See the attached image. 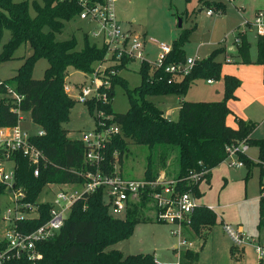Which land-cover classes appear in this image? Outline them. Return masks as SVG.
Instances as JSON below:
<instances>
[{"label":"trees","instance_id":"1","mask_svg":"<svg viewBox=\"0 0 264 264\" xmlns=\"http://www.w3.org/2000/svg\"><path fill=\"white\" fill-rule=\"evenodd\" d=\"M103 2V0H91ZM189 2L190 0H186ZM213 12H221L223 6H211L204 2ZM35 15L29 14L27 0H0V40L4 29H8L10 37L0 47V60L13 58L15 50L29 42L32 53L25 58L15 75L10 80H1L0 94V126H13L18 123V114L12 107L17 106L21 112H28L31 120L39 125L42 134L29 136V141L40 149L46 158L38 176H34L33 167L28 158L21 152H14L11 159L15 162L14 187L20 186L24 191L22 203L35 204L44 186L49 183L83 184L87 182V174L96 171L95 165L84 160L85 147L78 139L66 137L67 129L63 123L70 118V111L76 101L64 91V83L71 69L89 72L94 62L101 61L106 47H98L84 39L80 49L74 36L64 40L56 38L68 22L77 17L82 10L79 0H33ZM215 7V8H214ZM204 8V7H203ZM215 9V10H214ZM192 30H182L173 41L170 52L163 64L183 62L186 57L184 43ZM234 43L242 63H250V42L246 34L235 29ZM256 63L264 65V37L256 42ZM225 51V47L216 50L202 60H196L189 74L180 79L167 80L171 74L163 68L151 66L147 61L140 62L141 82L134 89L124 87L129 97V108L126 112H113L110 106L113 89L106 92L107 99L91 98L84 102L88 112H106L112 115L110 122L120 127V132L106 142L103 149V160L99 165L101 173L113 174L116 161L129 151V144L145 145L148 148L144 178L155 179L159 176L153 170L155 156L165 166L169 154L176 151L174 157L176 174L172 179L180 191H191L198 198L200 182L189 179L190 173L207 170L206 182L209 183L211 170L227 156V147L245 143L258 148V161L253 162L243 152L237 155L243 164L260 166L258 228L264 226V139L250 138L251 132L258 122L245 120L235 116V127H230L225 120L231 110L226 105L229 97H234V90L240 80L234 76L224 77L225 98L220 101H189L181 99L180 115L177 119L167 117L163 110L145 99L146 95L176 93L184 95L195 76L212 79L219 75L220 63L214 60L217 52ZM44 57L48 66L41 79L31 77L32 66L37 58ZM125 61H123L124 64ZM114 83V81H113ZM6 85L21 96L17 104L5 96ZM117 152L116 156L114 153ZM2 158V154H0ZM6 185L0 182V196L4 194ZM150 200L148 195L140 196L138 203H131L123 218H114L109 214L104 203L102 186L92 192L85 193L76 200L63 226L49 240L39 242L37 250L41 259L35 264H154L151 254L124 255L120 250L109 246L129 238L133 227L138 223L156 221L146 216L143 206ZM49 203H38V214L33 217L24 216L16 219L19 230L31 232L43 224L49 214ZM215 220V213L205 205L199 204L191 215L190 226L198 233L204 226H210ZM4 242L0 241V249ZM198 252L186 249L181 252L179 260L184 264L196 261ZM2 264H32L25 256L12 259ZM258 264H264L260 261Z\"/></svg>","mask_w":264,"mask_h":264},{"label":"rangeland","instance_id":"2","mask_svg":"<svg viewBox=\"0 0 264 264\" xmlns=\"http://www.w3.org/2000/svg\"><path fill=\"white\" fill-rule=\"evenodd\" d=\"M14 1L20 2L22 0ZM27 1L29 3V14L34 16L33 0ZM204 2H208L211 6L221 4L223 9L221 12L214 9L212 15H206L205 10L207 7H204L199 13L197 9L203 6ZM194 8L195 11H192ZM114 9L116 23L121 30H133L128 32L131 35L140 33L141 36L144 35L147 39L144 58L149 62H154L163 56L158 46L159 43L172 47L173 41L179 37L184 29H193L183 46L186 58H196L199 61L216 50L225 47V51L217 52L214 55V60L220 63V72L219 75L213 77L212 83H206V77L195 76L191 80L186 93L182 96L176 93L146 95V100L161 109L168 110L172 119H177L180 115L179 101L181 98L189 101L224 100V77L226 75L234 76L242 83L241 87L239 86L240 88L237 87L234 90V97H229L226 100V105L231 113L227 115L225 122L228 126L235 127V116L246 119L242 114L247 113L250 109L249 102L259 94L261 90L260 83L264 84L262 78L261 80L256 78L252 68L253 66L260 67L262 76L264 65L256 63L258 36L252 28L247 29L246 36L251 44L250 56L252 62L250 63H242L238 53L232 56L226 48L228 47L231 50L237 48L234 43L236 37L234 29L238 25H243L245 17L253 19V15L247 13V7L246 10L238 7L236 0H190L189 2L186 0H114ZM185 11H188V13L185 14ZM179 17H182L183 26L181 27L178 26ZM243 27L246 28L244 25ZM98 29L96 23L80 19L77 16L65 22L64 28L57 34L56 38L64 40L74 36L77 41V49L82 47L84 39L98 47L105 46L107 49V42L103 36L93 37L91 34L93 30ZM9 37V30L4 29L0 47L8 41ZM31 53L30 44L26 42L15 50L13 58L0 60V79L10 80L25 58L30 56ZM123 61L121 64H116L105 53L101 61L93 63L91 71L83 72L73 69L69 71L64 83L69 91L65 93L70 94L76 104L70 111L69 120L63 123V127L67 129V138L80 137L82 131L90 129L94 124V118L88 112L84 103L77 100L81 89L88 85L91 86L93 80L98 82L100 95L104 99H107L106 92L111 90L112 87L113 97L110 106L113 112L123 113L128 110L129 97L122 83H125L128 89H134L140 84V60L136 59L132 62L127 60V66L123 64ZM47 66L48 61L46 58H37L32 66L31 77L41 79ZM111 69H114L115 75L110 73ZM91 87L93 88V84ZM262 88L264 92V87ZM263 92L261 96H264ZM2 97L3 94H0V98ZM102 113L105 116L108 115L105 111ZM18 126L29 135L41 130L39 125L31 120L28 112L21 113ZM148 154L147 146L129 144V151L122 158V163H119L117 170L126 179L144 178ZM245 154L254 162L258 160V148L255 145H246ZM155 157L153 170L157 171L159 176L165 180L172 179L176 174L174 164L176 151L169 154L165 166L158 162V156ZM239 160L238 155H228L212 169L209 183L202 182L201 187L205 193L203 203L206 206L214 207L212 209L215 213V220L209 227H202L201 233H197L191 226L186 228L187 245H179L178 236L172 234L171 231L177 228L176 225L156 220L136 224L129 238L109 246L108 249H118L124 255L151 254L161 264H178L180 260L176 247L179 246V253L187 248L192 252H198L196 261L188 264H258L262 260L255 252L254 247L249 244L240 247L235 246L223 227V223L231 226L240 225L243 234L259 237V243L264 246V226L260 228L257 226L260 166L256 164L248 166L245 163L239 168L230 166L231 163ZM13 166L12 160L4 162L6 171L11 170ZM59 187V184L44 186L35 204L40 203L43 199L49 202L54 200V193L58 191ZM19 190L25 194L20 186L17 187L15 192ZM201 200L200 198V202ZM130 201L132 203L140 202L138 197H132ZM25 204L27 203L21 202L17 208L25 216L38 214L36 205L25 207ZM14 205L15 202L12 195L9 194V189H5L4 194L0 196V240L8 224L3 216L6 214V209ZM142 210L146 216L154 219V207L151 200L143 206ZM109 214L114 218H123L124 216L113 213L111 209H109ZM39 259L41 257L32 261V264H35ZM180 264L184 263L180 262Z\"/></svg>","mask_w":264,"mask_h":264},{"label":"built area","instance_id":"3","mask_svg":"<svg viewBox=\"0 0 264 264\" xmlns=\"http://www.w3.org/2000/svg\"><path fill=\"white\" fill-rule=\"evenodd\" d=\"M79 2L82 6V10L77 16L80 19H85L98 25L99 29L93 30L91 34L93 37L99 35L104 37L107 42L106 55L111 57L114 63L121 64V62L125 60V65L127 60L129 62L136 59H139L140 62L145 60L151 66L163 68L164 72L172 75V77L167 80V83H172L174 78H182L192 70L197 60L196 58L187 57L183 62L164 65L163 62L170 52L171 47L163 43L158 44L163 56L154 62L146 60L144 58L145 40L143 37L138 34L131 35L128 31L121 30L116 23L114 0H103V2L79 0ZM213 13L211 8L205 10L206 15H212ZM246 24L255 31L258 37H264V11H257L253 19ZM127 65L128 64H126V66ZM110 73L115 75L114 69H111ZM212 81V79L206 80L207 83H211ZM0 84H2L1 80ZM92 84L93 88L91 87ZM91 86L88 85L81 89L77 96L79 102L84 103L91 98H103L99 92L100 87L98 82L93 80ZM6 87L8 92L5 96L11 98L13 102L18 104L21 100V96L7 85ZM64 91L68 92L69 88L64 86ZM68 95L71 96L70 94ZM12 109L17 112L19 122L22 112L17 106L12 107ZM93 118V126L90 129L82 131L80 137L73 139H78L83 143L85 147L84 160L90 165H95L96 171L88 173V180L83 184L60 183L58 191L54 193V200L49 202L43 199L41 201L48 202L50 205L47 220L31 232L19 230L14 223L16 219L23 218L25 215L17 209L24 194L20 192V190L15 192L17 189V187H14V172L16 165L11 159V156L17 151L26 156L33 167L34 176L39 175L40 168L42 165H45L46 158L40 149L31 144L29 141V136L31 135L22 131L18 123L13 126H0V149L3 150V152L0 153L2 154V158H0V182L6 185V189H9V194L12 195L15 202L13 207L6 209V214L3 216L8 221V224L0 240L4 242V247L0 249V264L8 260L18 259L22 256H25L31 261L40 258L41 255L37 250V244L54 237L63 226L73 203L85 193L92 192L100 186L104 189V203L108 206V209H111L115 214L124 216L129 205L132 203L130 201L132 197H138V199H140V196L148 195L153 202L154 219L176 225L177 228L171 231L172 234L178 236L179 245H187L185 229L190 226L191 215L199 205L198 197L191 191H180L176 189L175 185L177 181L174 179L165 180L161 176L152 180H147L145 178L136 180L126 179L117 170L119 165L118 161H116L114 165L113 174L101 173L99 165L103 160V149L106 142L120 132V127L110 122L112 115L105 116L102 112H95ZM42 133L43 132L39 130L35 134ZM245 150L246 144L243 142L238 145L229 146L226 149L229 156L237 155L238 152L245 153ZM116 154L117 152L114 153V156H116ZM6 160H12L14 163L13 168L9 171H6L4 167V162ZM230 166L241 167L243 166V162L239 160L238 162L231 163ZM206 174L207 170L201 169L200 172L190 173L189 179L195 183L205 182ZM35 205L37 208L38 204L30 203L25 204V207ZM27 216L33 217V215ZM223 227L235 246L252 245L255 252L263 261L264 246L261 245L258 240L243 234L239 227L229 224H223ZM176 250L178 251L179 257V246L176 247ZM154 262L155 264H161L156 258H154ZM178 264H180V261Z\"/></svg>","mask_w":264,"mask_h":264},{"label":"crops","instance_id":"4","mask_svg":"<svg viewBox=\"0 0 264 264\" xmlns=\"http://www.w3.org/2000/svg\"><path fill=\"white\" fill-rule=\"evenodd\" d=\"M236 2H237V4H238V7H242L244 10H246V7L248 8V11H247V13H249V14H251V15H253L254 16V14L257 12V11H260V10H263L264 11V0H236ZM205 4V3H204ZM203 4V6H201V7H197V5H196V7L198 8L197 10H198V12L200 13L202 10H203V7H206V5H204ZM192 11H195V8L192 10ZM186 13H188V11H185V14ZM253 16H252V18H253ZM181 19H182V17H181ZM251 19H248V18H246L245 17V21H244V23H243V25L246 27V28H244L243 27V25L241 26V25H238L236 28H240V30L241 31H243L245 34H246V31H247V29L249 28L248 27V25L246 26V23L247 22H249ZM183 26V25H182ZM235 28V29H236ZM234 29V30H235ZM193 30V29H192ZM126 31H133V30H126ZM192 32V31H191ZM236 33V32H235ZM136 34H138V35H140V33H136ZM142 37H143V39L145 40V44H146V41H147V39L145 38V36L144 35H142ZM227 49V52L230 54V55H234V54H237V48H235V50H231L230 48H226ZM258 65H261V64H258ZM253 68V72H254V74H255V76H256V78L258 79V80H261V78H262V81H263V83H264V70H263V73H262V76H261V73H260V67H257V66H253L252 67ZM213 82V81H212ZM211 82V83H212ZM207 83V82H206ZM242 83V82H241ZM241 83H240V85H241ZM210 84V83H209ZM239 85V86H240ZM260 92H259V94L256 96V98H254V99H252L250 102H249V105H250V109L247 111V113L246 114H242L246 119L245 120H250V121H256V122H258V124H257V126H256V128L251 132V134H250V138H253V139H264V96H261V94H262V92H263V88L262 87H264V84H262V82L260 83ZM238 86V88H240ZM264 93V92H263ZM181 99H183V98H181ZM180 99V100H181ZM163 110V112H164V114L167 116V117H169V118H171L172 119V117H171V115L169 114V112H168V110H164V109H162ZM72 138H76V137H72ZM258 161V160H257ZM256 161V162H257ZM254 162V161H253ZM233 167H235V166H233ZM242 167V166H241ZM236 168H239V167H236ZM213 169V168H212ZM211 172H212V170H211ZM210 177H211V175H210ZM206 182V181H205ZM207 183V182H206ZM201 184H202V182L199 184V187H198V189H199V191H200V193H201V197H199L198 198V204H201V205H205L204 203H203V199H204V192H203V188L201 187ZM200 198L202 199L201 200V202H200ZM258 201H259V193H258ZM200 202V203H199ZM206 206V205H205ZM208 208H210L213 212H214V210L212 209V208H214V207H212V206H207ZM258 216H259V212H258ZM258 216H257V224H258ZM219 218H221V220H223L222 219V217L221 216H219ZM224 224V223H223ZM236 227H241L240 225H236ZM240 229H242V227L240 228ZM242 231V230H241ZM185 234H187V233H185ZM249 236H251V237H253V238H255L256 240H258V242H259V237H255V236H252V235H249ZM181 254V253H180ZM180 257V256H179ZM178 257V258H179Z\"/></svg>","mask_w":264,"mask_h":264},{"label":"water","instance_id":"5","mask_svg":"<svg viewBox=\"0 0 264 264\" xmlns=\"http://www.w3.org/2000/svg\"><path fill=\"white\" fill-rule=\"evenodd\" d=\"M178 26L181 27L182 26V19L179 17L178 18ZM3 150L0 149V153H2Z\"/></svg>","mask_w":264,"mask_h":264}]
</instances>
